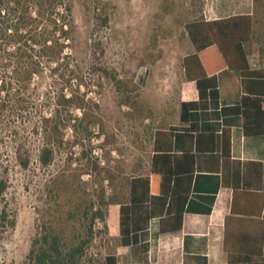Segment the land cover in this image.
I'll list each match as a JSON object with an SVG mask.
<instances>
[{
	"label": "trees",
	"instance_id": "obj_1",
	"mask_svg": "<svg viewBox=\"0 0 264 264\" xmlns=\"http://www.w3.org/2000/svg\"><path fill=\"white\" fill-rule=\"evenodd\" d=\"M75 29L71 0H0V117L41 116L34 135L42 139L38 161L43 168L51 167L66 145V129L77 139L91 141L99 126L90 98L81 91L85 84L73 56ZM186 31L194 53L184 58L183 67L187 81L196 83L199 100L182 103L181 120L190 126L176 136L192 142L195 153H155L151 175L131 179L129 202L119 210L120 244L144 257L146 264L152 219H159L161 235L184 229L197 155L220 152L224 160L230 159L231 135L221 129V122L241 127L246 137H264V68L251 67L246 49L252 41L253 18L198 19L188 22ZM226 70L241 75L245 95L238 104L221 107L219 74ZM96 72L120 83L105 68ZM45 76L51 84L42 93L38 80ZM16 157L22 169L30 168V140L17 144ZM62 184L61 189V183L55 185L57 197L69 189ZM8 188V177H1L0 199ZM107 205L104 191L98 204L80 196L74 209L64 211L63 226L60 218L41 221L28 264H92L89 251L102 234L96 227L105 220ZM71 221L80 222L81 230L69 235ZM16 226L17 214L6 203L0 207V244ZM103 264H118V257L107 255Z\"/></svg>",
	"mask_w": 264,
	"mask_h": 264
},
{
	"label": "rangeland",
	"instance_id": "obj_2",
	"mask_svg": "<svg viewBox=\"0 0 264 264\" xmlns=\"http://www.w3.org/2000/svg\"><path fill=\"white\" fill-rule=\"evenodd\" d=\"M216 2L224 10L238 2V12L251 6L256 44L249 53L253 66H262L264 0H71L76 23L73 56L85 84L81 91L90 98L99 126L91 141L77 139L66 129V145L51 167L43 168L38 161L42 139L34 135L41 116L0 117V178L9 179L0 207L7 203L17 214L15 230L0 244V264H28L41 221L60 218L63 226L64 211L74 209L78 197L98 204L103 191L108 202L105 220L97 224L102 234L89 258L92 264H103L107 255L120 253L123 264L129 262L130 252L119 249L120 205L129 202L131 179L150 173L153 134L165 126L167 108L171 116L177 112L179 86L185 80L183 59L193 52L186 24L217 18ZM226 15L227 11L222 17ZM98 68L120 83L97 73ZM38 83L46 93L51 81L45 76ZM24 139L32 148L28 170L16 157L17 144ZM56 183H61L60 189L66 183L69 189L57 197ZM67 228L72 235L81 230L80 222L71 221Z\"/></svg>",
	"mask_w": 264,
	"mask_h": 264
},
{
	"label": "crops",
	"instance_id": "obj_3",
	"mask_svg": "<svg viewBox=\"0 0 264 264\" xmlns=\"http://www.w3.org/2000/svg\"><path fill=\"white\" fill-rule=\"evenodd\" d=\"M236 5L238 2L224 10L216 2L213 9L218 17L206 20L250 15L253 36L246 45L248 60L253 69H262L264 63L260 67L253 66L249 53L250 46L256 44L254 11L248 6L247 12H238ZM225 11L228 15L222 17ZM193 53L194 49L187 56ZM183 71L185 76L184 67ZM219 89L221 107L236 105L245 95L241 75L229 70L219 74ZM198 100L196 83L185 77L179 86L177 112L171 116V107H168L170 112L163 116L165 126L158 127L153 134L152 158L157 152L195 153L192 142L186 143L176 135L190 126L181 120L182 103ZM221 129L230 131V159L224 160L220 152L215 156L197 155L184 229L161 235L159 219H152L148 264H264V137H246L241 127L228 126L224 122H221ZM152 158L150 173L138 177L151 175ZM119 249L130 252L126 264H146L145 258L136 256L132 248L120 244ZM111 255L118 257V264H123L120 253Z\"/></svg>",
	"mask_w": 264,
	"mask_h": 264
}]
</instances>
